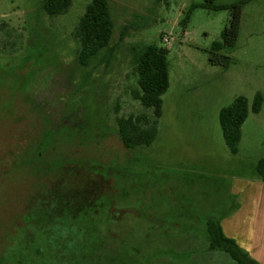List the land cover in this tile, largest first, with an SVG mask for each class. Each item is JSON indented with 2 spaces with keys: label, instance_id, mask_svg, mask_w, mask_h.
Wrapping results in <instances>:
<instances>
[{
  "label": "rangeland",
  "instance_id": "374dc122",
  "mask_svg": "<svg viewBox=\"0 0 264 264\" xmlns=\"http://www.w3.org/2000/svg\"><path fill=\"white\" fill-rule=\"evenodd\" d=\"M91 1L73 0L53 17L43 0H0V255L21 264L46 251L40 228L25 231V220L17 227L28 200L51 187L76 208L94 205L99 231L114 232L129 252L125 264H237L223 251H204L206 222L234 210L245 196L236 184L254 179L264 157V104L244 123L237 154L220 124L236 97L252 106L264 95V0L245 5L237 45L222 51L233 58L227 70L210 56L231 12L197 8L181 24L206 0H108L114 39L82 65L74 31ZM150 44L170 50L171 86L155 142L128 149L116 118L152 114L132 96L135 49ZM234 222L227 233L264 264L252 230ZM73 233L67 227L59 237Z\"/></svg>",
  "mask_w": 264,
  "mask_h": 264
},
{
  "label": "trees",
  "instance_id": "16d2710c",
  "mask_svg": "<svg viewBox=\"0 0 264 264\" xmlns=\"http://www.w3.org/2000/svg\"><path fill=\"white\" fill-rule=\"evenodd\" d=\"M251 0H239L231 4L216 5L215 0H206L205 3L192 4L181 20L184 28L191 21L192 13L197 8L212 10H229L231 18L228 26L222 32L221 40L213 43L210 62L220 65L227 70L233 62L230 55L222 53L224 49H234L240 36L243 10ZM73 0H43V8L49 16H60L71 8ZM127 29L123 32L126 33ZM115 36L114 21L110 12L108 0H92L86 7L84 15L75 27L74 37L79 44L78 54L80 63L90 64L101 50L110 47ZM170 50L157 45H144L135 49L134 72L137 76L139 88L132 94L146 110L152 114L139 113L122 115L116 118L118 135L121 142L128 149L150 146L158 137V122L163 116V95L169 90L170 83ZM264 104V95L256 94L252 106L246 96H238L228 106L220 111V124L225 139L232 154L239 152V145L243 136V125L250 112L260 113ZM256 173L264 182V157L256 165ZM46 190L32 196L28 200L23 216L20 218L22 229L24 223L28 231L30 228H40L42 244L47 249L32 252L30 258L20 259L21 264H125L130 258L125 248L117 247L119 236L112 235L111 230L100 232L95 212L91 211L94 205L76 208L71 197L62 191ZM37 197V199L34 198ZM36 204V206H35ZM31 213V214H29ZM28 214V215H27ZM114 219V218H113ZM109 218L107 224L113 223ZM55 227L56 231H51ZM72 228L75 233L59 237ZM207 227V248L204 251H223L237 264H260L253 259L249 252L240 247L237 240L225 234L221 220L209 218ZM29 238V237H27ZM38 235L31 236L35 242ZM27 242V243H30ZM29 253L26 252V255ZM125 259V260H122ZM124 261L122 263L121 261ZM0 264H10L7 257L0 255ZM129 264V263H128Z\"/></svg>",
  "mask_w": 264,
  "mask_h": 264
},
{
  "label": "crops",
  "instance_id": "0c3cea01",
  "mask_svg": "<svg viewBox=\"0 0 264 264\" xmlns=\"http://www.w3.org/2000/svg\"><path fill=\"white\" fill-rule=\"evenodd\" d=\"M255 176L252 180L238 181L241 186L236 184L235 189L245 196L241 198V201H238L237 206L228 216H224L221 222L225 233L237 241L238 239L234 235L226 231V224L229 220H234V224L238 225L239 230L241 228L251 229L249 235H253L255 245L260 246L261 249V256L258 254L256 258L262 261L264 257V182L257 175Z\"/></svg>",
  "mask_w": 264,
  "mask_h": 264
}]
</instances>
